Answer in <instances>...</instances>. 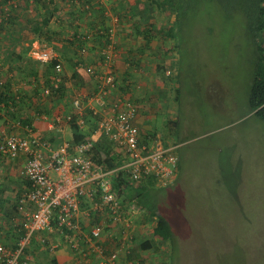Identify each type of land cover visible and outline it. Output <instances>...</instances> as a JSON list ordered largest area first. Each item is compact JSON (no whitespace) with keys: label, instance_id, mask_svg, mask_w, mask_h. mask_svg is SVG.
I'll return each mask as SVG.
<instances>
[{"label":"rangeland","instance_id":"374dc122","mask_svg":"<svg viewBox=\"0 0 264 264\" xmlns=\"http://www.w3.org/2000/svg\"><path fill=\"white\" fill-rule=\"evenodd\" d=\"M226 2L202 0L176 29L165 13L150 20L178 31V53L169 56L177 54L179 87L169 96L177 97L179 127L168 124L166 108L153 125L177 146L180 173L174 185L153 187L176 238L168 245L154 235L155 221L144 224L159 243L148 264H264V119L249 105L259 50L244 16ZM164 41L172 46L171 37Z\"/></svg>","mask_w":264,"mask_h":264},{"label":"crops","instance_id":"0c3cea01","mask_svg":"<svg viewBox=\"0 0 264 264\" xmlns=\"http://www.w3.org/2000/svg\"><path fill=\"white\" fill-rule=\"evenodd\" d=\"M44 2L46 5L38 0H8L5 3L9 4L4 5L6 10L13 9L15 19L14 25L10 23L6 29L0 31V86L7 84L9 88L5 90L14 95L15 99L19 98L21 103L16 108V115H27L32 126L53 143L59 144L65 139L71 141L73 130L66 117L75 115L74 100L81 98L86 111L92 110L91 108L98 111L101 107L92 96L99 92L98 80H104L103 76L112 71L116 87L108 91L109 99L119 103L120 99L134 102L138 107L135 123L142 134H152L164 145H172L164 139L163 134L153 125V121L157 117L156 113L163 111V108L167 109L165 113L169 119L175 117L177 97L169 94L178 89L179 82L169 78L168 73H160L157 67L163 62L168 63V59H172L174 64L177 54L170 58V43L167 46L163 43L162 46L166 48L159 47L162 38L158 34L147 43L144 38V26L140 30L137 28L138 23L143 25L141 11L145 0ZM84 7L90 8V11L87 12ZM46 18L49 19L48 25L44 23ZM103 26L112 28L110 40L113 54L107 65L104 64L103 58L106 34L99 35L104 31ZM77 34L86 37V50L83 52L77 45ZM37 48L49 52L52 58L58 59L62 65L59 78L63 79V90L60 95L43 94V87L48 84V66L34 57L33 53ZM165 53L169 57L162 56ZM90 66L95 68L94 73L87 71ZM35 68L39 69L38 73L33 72ZM174 72L176 73L175 69ZM41 108L47 112V119L37 116ZM11 112L13 109L10 111L3 102L0 104V129L6 127V122L10 121H6L7 119L14 117ZM55 117H64L61 132L50 127ZM92 125V121H89L85 127L89 135L93 131ZM10 126L9 122L7 127ZM19 130L24 134L22 129ZM96 139L99 140L100 137L97 136ZM16 160L18 163L15 164L0 155V164L7 166L2 170H10L12 173L8 179L12 182L7 181L5 185V182H0L4 185L0 195V240L9 245H13L15 240L12 218L17 214V198L27 187V182L20 175L25 156L21 155ZM2 178L5 181L7 179L0 175V179ZM80 219L85 230L89 231L94 218L82 213ZM148 221L144 213L136 219L135 235L130 243L131 252L134 253L132 256L126 254L123 264H132L133 261L130 260H142L144 264H148L147 258L150 254L147 252L151 250H144L140 246L144 241L151 240V236L145 234L148 228L143 226ZM137 228L143 229L142 236H137ZM42 239H45V242H42ZM103 244L114 247L106 235ZM27 252L31 257V264H104L105 261V256L101 254L84 257L74 253L57 230L36 232Z\"/></svg>","mask_w":264,"mask_h":264},{"label":"built area","instance_id":"2783aa9c","mask_svg":"<svg viewBox=\"0 0 264 264\" xmlns=\"http://www.w3.org/2000/svg\"><path fill=\"white\" fill-rule=\"evenodd\" d=\"M85 51V49H83ZM34 57L42 63L53 58L43 49L37 48ZM111 44L104 50L107 65L112 59ZM62 71V65L56 66ZM88 72L94 73L90 66ZM169 74V72H168ZM98 80L99 92L92 98L101 107L93 113L97 116L92 122V134L85 140L74 142L67 139L53 143L39 133L34 126L16 122L17 131L5 134L0 142V152L6 158L16 159L25 156L20 171L29 184L17 198V214L13 216V245L0 240V264H31L27 250L32 237L38 231L57 230L71 250L78 255L91 257L93 254L105 256L104 264H121L119 261L129 252L134 238L135 221L145 210L140 209L136 200H122L116 190L117 179L127 182L144 183L150 178L157 186L173 184L178 174L179 156L176 145H164L159 139L148 138L136 125L137 105L127 99L114 102L108 91L116 87L113 72ZM61 80L57 77L52 85L59 88ZM50 87H43V94L50 95ZM108 97V98H107ZM74 116L78 126L85 130L88 125L86 106L81 98L74 100ZM37 116L48 118V114ZM64 117H55L50 127L62 131ZM19 129L24 131L21 134ZM106 136L111 143L114 166L109 167L105 153L102 160L95 159L96 144ZM86 204L90 207L84 208ZM87 206V205H86ZM89 217L97 213L98 219L85 230L80 215ZM108 236L114 250L105 255L104 236ZM45 242V239L41 240ZM116 243V245H115ZM53 247V246H52Z\"/></svg>","mask_w":264,"mask_h":264},{"label":"trees","instance_id":"16d2710c","mask_svg":"<svg viewBox=\"0 0 264 264\" xmlns=\"http://www.w3.org/2000/svg\"><path fill=\"white\" fill-rule=\"evenodd\" d=\"M39 3L45 4L44 0H38ZM54 1V0H53ZM73 2V0H71ZM76 1V0H75ZM202 0H145V6L144 9L141 11V15L143 16L144 20L141 22L143 25H140L138 23L137 28L140 30L142 26H144V38L147 41V43H150L151 38H156L158 34H160V38H162L163 42L165 39L168 37L172 38V46L169 48V50H173L176 53H178V48H179V41H178V31L175 30L176 26L178 25V22H180L181 19L186 18V15L189 12L195 11L196 8L198 7V3H200ZM221 5L226 4V1H231L233 3L232 5V10L238 13H241L246 21V28L248 32L251 34V37L254 39L255 44L257 45V48L259 50V57L258 61L256 63V67L254 70V80H253V86H252V91L250 94V99H249V105H250V110L260 118L264 119V0H218ZM8 0H1L0 1V31L1 29H6L10 23L11 25H14V19L15 15L13 12L12 8H8L7 10L4 8V5H8L9 3ZM46 5V4H45ZM27 6V5H26ZM13 7V6H11ZM85 10L90 11V8L84 7ZM229 10V9H227ZM163 14L165 13L166 16H168V19L170 21H173L175 25V29H168L164 28L161 26V30L157 29L155 22L150 21L151 18H155L157 14ZM21 23V22H19ZM46 25L49 24V19L46 18L45 22ZM140 25V26H139ZM104 31L101 32L99 35H105L104 41H105V46L106 48L111 44L110 40V35L112 33V28L111 27H104ZM100 33V32H99ZM76 41L78 42V46H80L79 50L83 52V49L86 50L85 46L86 45V37L80 36V34H77L75 36ZM163 43L161 42L159 44V47L162 48ZM168 56L167 53L163 54L162 56ZM169 57V56H168ZM104 60L105 55H104ZM177 58V57H176ZM177 60V59H176ZM176 63V62H175ZM174 63V64H175ZM60 64V61L58 59H52L51 61L47 62L45 65L48 66V84L46 87H50L52 90V93L50 95H60V93L63 90V84H62V77L60 78L61 84L59 88H55L52 85V80H55L57 77L61 76V72L56 71V66ZM158 71L160 73L167 74L169 72L168 77L173 78L172 80H177V71L176 73L174 72L175 66L173 64H168L167 62H163L162 64H158L157 67ZM39 69L36 70L34 69L33 72L38 73ZM176 70V69H175ZM175 73V74H174ZM51 76V78H50ZM9 87L7 84L0 86V104L3 102L7 109L11 111L13 109V118H9L6 121H9L11 123V126L8 128L7 125L9 122H6V127L0 129V142L4 138L5 134L14 132L15 130L18 129L16 122H22L23 124H31V121L27 117V115H23L18 113L16 115V108L19 106V103H21L18 99L14 97L10 92H7L6 90ZM6 89V90H5ZM5 90V92H4ZM178 90V89H177ZM6 96V97H5ZM49 96V95H48ZM15 109H14V108ZM47 113L44 110L42 111V108L39 110L38 113ZM41 113V114H42ZM87 113V120L92 121L96 119V115L93 113L92 110L88 109L86 111ZM169 125H173L174 127H179V123L175 119H170L167 121ZM70 124L73 130V141L74 142H79L82 140H85L87 136L89 135V132L85 131L84 129H81L77 122L76 119L74 118L73 120H70ZM148 138L152 139H158L156 136L152 134H145L143 135V140L144 142H148ZM112 145L109 142L108 138L106 136L102 137V140L99 141L96 144L95 148V159L102 160L101 154L100 153H105L106 154V159L108 162L109 167H113L114 164V157L112 156ZM177 150V149H176ZM0 155L2 158H5L6 156L0 152ZM180 173V157H179V169H178V174L177 177L175 178L173 184L177 181V178ZM25 182H27V185L29 182L26 179H23ZM125 180L122 179V177L117 179L116 183V190H119L118 195L119 198L122 200H131L134 199L136 200V204L140 209L145 210L144 216L149 220V221H155V225L152 229L154 235L156 236H161L163 241L167 243L168 245L172 244L173 241L175 240V229L173 225V220L169 217L168 214H166L163 209L159 206V194L158 191L153 190L154 188L158 187H166V186H157L155 184V180L153 178H150V180L144 182V183H133V182H127L126 185H123L124 188H122V184L124 183ZM168 185V186H171ZM154 187V188H153ZM3 192V188L0 186V195ZM157 193V194H154ZM87 205V206H86ZM84 208L90 207V204H86ZM1 209V208H0ZM17 210V207H16ZM14 212V211H12ZM11 212V213H12ZM8 216V215H6ZM90 217H93V223L97 221L98 216L97 213H92ZM144 221V220H143ZM132 241V240H131ZM141 248L144 250H151L152 253L157 252L159 249V243L156 241L154 238H151L144 241L141 245ZM105 250V255H109V253H112L114 250V247L106 246ZM131 252V247H129V252L127 253L128 256H132ZM130 254V255H129ZM126 260V258H121L119 261H121V264H123V261ZM132 264H144V261L139 260V262H135V260H130ZM128 261V262H130Z\"/></svg>","mask_w":264,"mask_h":264}]
</instances>
